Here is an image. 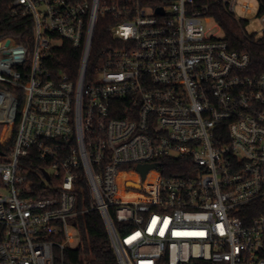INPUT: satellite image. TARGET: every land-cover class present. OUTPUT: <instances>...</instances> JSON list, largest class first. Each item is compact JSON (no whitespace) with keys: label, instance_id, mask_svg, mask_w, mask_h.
<instances>
[{"label":"built area","instance_id":"1","mask_svg":"<svg viewBox=\"0 0 264 264\" xmlns=\"http://www.w3.org/2000/svg\"><path fill=\"white\" fill-rule=\"evenodd\" d=\"M222 3L237 19L253 8ZM13 4L34 28L29 43L0 37V146L14 136L0 147V264H65L82 178L119 264H264V71L250 56L210 34L194 0ZM100 17L113 44L92 76ZM63 41L81 51L75 75L44 66ZM33 151L47 162L36 187ZM175 159L182 173L164 174Z\"/></svg>","mask_w":264,"mask_h":264},{"label":"trees","instance_id":"2","mask_svg":"<svg viewBox=\"0 0 264 264\" xmlns=\"http://www.w3.org/2000/svg\"><path fill=\"white\" fill-rule=\"evenodd\" d=\"M258 2V15L262 17L264 16V0H258ZM194 4L198 9H204L207 15L215 19L218 26L223 30V38L228 42L231 49L247 53L250 56L249 69L251 72L259 74L264 71V33L258 37L255 33L247 32L246 27L249 21L237 19L228 12L222 0H194ZM111 22V17H100L97 23L88 71V73L92 72V76L100 63L101 48L113 44L110 34ZM33 28V15L25 7L14 5L13 0H0V37H10L17 42L29 43L33 37ZM80 59L81 51L74 48L69 42L63 41L60 45L51 48L44 66L54 75L59 72L75 75L79 69ZM13 143L14 136L5 146L0 147L6 152ZM26 162L34 181L33 186H41L39 174L47 162L41 160L36 151L31 152ZM182 162H184L183 159L170 160L163 167L164 174L180 175L182 171L178 169H180L179 165ZM48 194L39 191L30 193L32 196ZM76 197L78 213L72 221L79 230L80 242L78 246L65 249L64 263L119 264L100 211L91 209L92 196L85 178L81 179Z\"/></svg>","mask_w":264,"mask_h":264},{"label":"rangeland","instance_id":"3","mask_svg":"<svg viewBox=\"0 0 264 264\" xmlns=\"http://www.w3.org/2000/svg\"><path fill=\"white\" fill-rule=\"evenodd\" d=\"M242 1L250 2L253 5L251 12H242L240 8L237 9V13L239 16H242L249 20V24L246 27L247 32L255 33L258 37L261 36L263 34L264 23L261 17L258 15V10H259L258 0H242ZM207 27L212 28V32L210 34L216 33L219 36L224 35L223 30L218 26L217 22L213 18H211V20L207 23ZM3 128L4 126L1 124V121H0V138L3 135ZM5 159L6 157L0 158V160H5ZM72 232L74 234V241L70 245L78 246L80 242V237L76 232H74V230Z\"/></svg>","mask_w":264,"mask_h":264},{"label":"water","instance_id":"4","mask_svg":"<svg viewBox=\"0 0 264 264\" xmlns=\"http://www.w3.org/2000/svg\"><path fill=\"white\" fill-rule=\"evenodd\" d=\"M9 43V41H7V44ZM0 154H2V152L0 151ZM152 166L151 165H139L138 166V169L142 172L143 175H145L147 173V171L151 168ZM45 175L47 178L48 177V174H46L45 172Z\"/></svg>","mask_w":264,"mask_h":264}]
</instances>
